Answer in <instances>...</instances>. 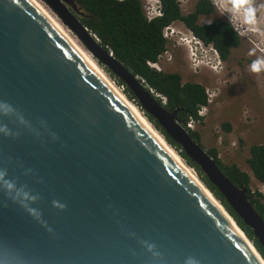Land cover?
Returning <instances> with one entry per match:
<instances>
[{
	"label": "water",
	"instance_id": "obj_1",
	"mask_svg": "<svg viewBox=\"0 0 264 264\" xmlns=\"http://www.w3.org/2000/svg\"><path fill=\"white\" fill-rule=\"evenodd\" d=\"M38 1L133 94L264 249L251 197L191 139L178 110L168 112L99 44L74 0ZM199 182L210 197L29 0H0V264H264Z\"/></svg>",
	"mask_w": 264,
	"mask_h": 264
},
{
	"label": "trees",
	"instance_id": "obj_2",
	"mask_svg": "<svg viewBox=\"0 0 264 264\" xmlns=\"http://www.w3.org/2000/svg\"><path fill=\"white\" fill-rule=\"evenodd\" d=\"M159 1L162 16L148 21L141 0H74L83 12V16L79 19L81 24L97 38L103 48H107L113 54L118 62L143 81V85L165 99L163 106L168 112L178 110L177 120L183 126L190 121L202 124L204 118L199 117L198 112L210 106L204 86L190 81L184 82L178 73L158 71L152 67L159 63V59L170 44L163 37V31L175 23L182 24L204 46H212L221 61L227 65L232 60H236L234 55L243 49L242 41L244 40L237 36L230 24L223 19H214L209 25L201 24L216 13L209 0H196L186 15L182 14L177 0ZM249 2L259 5L258 0H249ZM249 48L252 52V47ZM245 61L251 65L253 58ZM238 64L240 67L241 63ZM104 70L113 77L106 69ZM256 73H264V70ZM116 81L122 84L118 79ZM125 90L130 98H134L126 87ZM157 100L162 104L159 98ZM143 116L164 137L166 143L179 154L186 165L193 169L198 179L233 217L264 259V249L255 239L252 230L233 212L216 187L163 132L153 118L145 113ZM230 126L229 123L221 125L222 130L227 134L232 130ZM189 135L203 149L199 143L200 134L189 129ZM207 154L215 158L218 168L231 182L246 190L247 195L251 197V205L264 221V195L260 191L251 190V185H255L254 183L264 186V143L250 146L249 156L245 161L247 170H241L234 164H223L218 159L215 149H211Z\"/></svg>",
	"mask_w": 264,
	"mask_h": 264
},
{
	"label": "rangeland",
	"instance_id": "obj_3",
	"mask_svg": "<svg viewBox=\"0 0 264 264\" xmlns=\"http://www.w3.org/2000/svg\"><path fill=\"white\" fill-rule=\"evenodd\" d=\"M195 1L190 0L189 5L187 3L181 7L183 15L190 11ZM258 2L259 5L253 2V7L256 9L255 16H259L258 27H261V31L264 32V0H258ZM228 3L230 4V1ZM45 8L59 22L51 11ZM217 18L221 19L223 16L216 13L205 22H213ZM61 27L95 62L79 40L66 27L63 25ZM173 27V32L167 31V39L175 42V45L170 43L167 53L159 59V70L178 73L184 82L190 81L204 86L213 102L205 113L201 111L204 118L202 124L193 125L192 130L200 134L199 143L203 150L208 152L215 149L218 159L223 164H234L241 170H247L245 161L249 156L250 146L264 143V73L251 71V65L245 61L249 58H253V62L264 60V42L252 47V52L249 48V45L255 42L253 39L261 40L259 35H252L259 34L258 28L250 26L255 29V33L250 32L252 42L242 41L243 49L234 55L236 60H232L227 65L221 62L217 52L211 46L205 47L199 44L193 55L186 48V43L182 42L184 38L189 41L190 33L180 23H175ZM176 34L181 36L177 38ZM239 62L240 67L237 66ZM95 64L97 65L96 62ZM104 74L111 82L116 80L114 76L111 77L105 72ZM224 123L231 125L232 130L228 134L222 130L221 125ZM254 184L251 185V190L260 191L264 195V186Z\"/></svg>",
	"mask_w": 264,
	"mask_h": 264
},
{
	"label": "clouds",
	"instance_id": "obj_4",
	"mask_svg": "<svg viewBox=\"0 0 264 264\" xmlns=\"http://www.w3.org/2000/svg\"><path fill=\"white\" fill-rule=\"evenodd\" d=\"M209 1L212 3L213 7L215 8L216 13L223 16V18H221V19L227 21L230 24V26L232 27V29L234 30V32L236 33L237 36H239L242 40H244L246 42H248V41L252 42L253 38L250 37L251 33L248 32V31H250V29L246 28L245 26H243L242 23L243 24H247V25H252V24H255V23L258 24L259 16L255 17L256 9L253 7L254 6L253 3L249 2V0H209ZM228 1H230V4L228 3ZM141 2H142V0H141ZM189 2H190V0H187L186 4L188 3V5H189ZM159 5H160V1H159V4H158V7H159ZM143 8H144V4H143ZM150 8H153V9L155 8L153 3H151ZM181 10H182V8H181ZM160 11H161V8H160ZM216 13H215V15H216ZM145 14H146V11H145ZM161 14H162V12H161ZM155 18H159V17H155ZM205 21L206 20L202 21L201 24L209 25L211 23V21H207L209 23H207ZM173 26H174V24L168 27L169 31H171V32L174 31V27ZM188 33H190V32L188 31ZM252 35H254V36H256V35L258 36L259 35L261 40L256 41L255 39H253V41H255V42L253 43V45H249L250 47H254L256 44L261 45V43L264 42V36H262L261 34H257L256 33V34H252ZM179 36H181V35H178V34L175 35V37H177V38H179ZM188 38H189V41L185 40V38H184L182 42L186 43L185 44L186 48H188V50L192 54L196 53L197 45L201 44L202 46H204L202 44V42H200L198 39H196L195 36L192 33H190V36H188ZM167 41L169 43L173 44V46L175 45V42H171L168 39H167ZM166 53H167V51L164 54H166ZM250 68H251V71H253V72H260V71L264 70V60H257V61L252 62ZM154 69H156V68H154ZM158 71H160V70H158ZM206 94H207V97H208V104L211 105L212 102H213V99L211 100V97H209V94L207 92H206ZM207 108H208V106L205 107V108H202L198 112V116L203 118L202 112L205 113ZM187 125L185 126L186 128H187ZM194 125H195V123H194ZM192 127H193V125H192ZM187 129L189 130V128H187ZM190 130H192V129H190ZM192 172H193L194 175H196V173L194 171H192ZM196 177H197V175H196Z\"/></svg>",
	"mask_w": 264,
	"mask_h": 264
},
{
	"label": "bare ground",
	"instance_id": "obj_5",
	"mask_svg": "<svg viewBox=\"0 0 264 264\" xmlns=\"http://www.w3.org/2000/svg\"><path fill=\"white\" fill-rule=\"evenodd\" d=\"M29 1L50 22V24L56 29V31L60 34V36H62L70 44V46H72L76 50V52L80 55V57L83 60H85L88 63V65L110 86V88L118 95V97L127 105V107L141 121V123L146 127V129L159 141V143L165 148V150L175 159V161L180 165V167L189 175V177L203 190V192L207 196L210 197V194L208 193V191H206V189L200 184L199 180L196 178V176L193 174V172L191 170H189L185 166L186 163L183 161V159H181V157L179 156V154L174 149L172 150L166 144V142L159 136V134L149 125V123L147 122V120L144 118V116L142 115V113L136 108V106L134 104H132L129 100H127V98L117 89V87L113 84V82H111L107 78V76L99 68V66L96 65L95 62L92 61V59L74 42V40H72L71 36L61 27L62 25L59 22H57L53 18L52 15L49 14V12L44 7V5L40 1H38V0H29ZM249 32L255 33V29H250ZM215 203H216V201H215ZM217 206L219 207L218 204H217ZM219 210L222 212V214L225 216V218L230 222L233 230L241 237V239L247 244L248 248L252 251L251 246L248 244V242L242 236V234L237 231L238 229L234 226V224L232 223L231 219L226 215L225 211L222 208H220V207H219Z\"/></svg>",
	"mask_w": 264,
	"mask_h": 264
},
{
	"label": "built area",
	"instance_id": "obj_6",
	"mask_svg": "<svg viewBox=\"0 0 264 264\" xmlns=\"http://www.w3.org/2000/svg\"><path fill=\"white\" fill-rule=\"evenodd\" d=\"M180 6H185L187 0H178ZM142 3L144 4V9L146 11V17L148 21H152L155 17H160L161 11H160V5L158 7L159 4V0H142ZM151 3L154 4L155 8H150ZM167 31H169V28L165 29L163 31V37L167 39ZM193 55H195V53H193ZM162 57V56H161ZM152 67L156 68L157 70H159V63L157 65H152ZM113 84L117 87V89L132 103L136 106V108L141 111V109L138 106V103L136 101V99L134 98H130L127 94V91L125 90V86L123 84H119L118 81H113ZM151 91L152 94H154L155 97L159 98L162 102V104H165V99L157 94H155L153 92V90L149 89ZM210 100V99H209ZM210 102V101H209ZM141 113L143 114V112L141 111ZM192 125H194L193 121H190L189 124L187 125V128L192 129Z\"/></svg>",
	"mask_w": 264,
	"mask_h": 264
},
{
	"label": "crops",
	"instance_id": "obj_7",
	"mask_svg": "<svg viewBox=\"0 0 264 264\" xmlns=\"http://www.w3.org/2000/svg\"><path fill=\"white\" fill-rule=\"evenodd\" d=\"M242 19V18H241ZM242 25L243 26H245L246 28H249V29H252V28H250V26H255V27H257L258 28V32H259V34H261L262 36H264V32H262L261 30V27H258V24L257 23H255V24H252V25H247V24H243L242 23ZM258 34V33H257Z\"/></svg>",
	"mask_w": 264,
	"mask_h": 264
},
{
	"label": "flooded vegetation",
	"instance_id": "obj_8",
	"mask_svg": "<svg viewBox=\"0 0 264 264\" xmlns=\"http://www.w3.org/2000/svg\"><path fill=\"white\" fill-rule=\"evenodd\" d=\"M222 63H225V62H222ZM237 66L239 67V64L237 63Z\"/></svg>",
	"mask_w": 264,
	"mask_h": 264
}]
</instances>
